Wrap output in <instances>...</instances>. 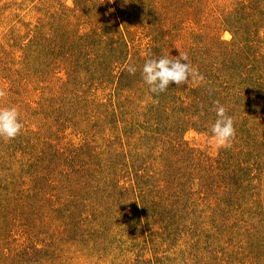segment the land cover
<instances>
[{"label":"rangeland","instance_id":"obj_1","mask_svg":"<svg viewBox=\"0 0 264 264\" xmlns=\"http://www.w3.org/2000/svg\"><path fill=\"white\" fill-rule=\"evenodd\" d=\"M0 88V264H264V0H0Z\"/></svg>","mask_w":264,"mask_h":264},{"label":"clouds","instance_id":"obj_2","mask_svg":"<svg viewBox=\"0 0 264 264\" xmlns=\"http://www.w3.org/2000/svg\"><path fill=\"white\" fill-rule=\"evenodd\" d=\"M126 70L129 74H135L137 69L130 64ZM142 78L149 85V91L157 96L166 91L170 84L179 86L186 84L190 79L194 83L204 79L198 70L188 63L187 54L179 55L176 59L167 57L148 59L142 67ZM6 95V91L0 88V99ZM214 110L217 119L210 130L214 143L218 148L230 147L236 132L233 119L227 115V109L219 101L216 102ZM22 128L23 124L16 107H0V139L5 141L15 139Z\"/></svg>","mask_w":264,"mask_h":264},{"label":"trees","instance_id":"obj_3","mask_svg":"<svg viewBox=\"0 0 264 264\" xmlns=\"http://www.w3.org/2000/svg\"><path fill=\"white\" fill-rule=\"evenodd\" d=\"M159 34H160V38H162V39L164 38V37H163V34H164V33H163V30H162V31H160L158 34L155 35L154 38H155V41H156V42L159 41V40H157V35H159Z\"/></svg>","mask_w":264,"mask_h":264}]
</instances>
